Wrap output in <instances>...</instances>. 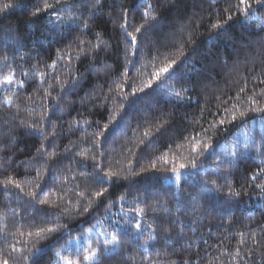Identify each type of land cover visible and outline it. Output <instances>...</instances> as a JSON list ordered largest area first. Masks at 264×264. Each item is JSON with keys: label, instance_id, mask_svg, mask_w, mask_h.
Returning a JSON list of instances; mask_svg holds the SVG:
<instances>
[{"label": "trees", "instance_id": "16d2710c", "mask_svg": "<svg viewBox=\"0 0 264 264\" xmlns=\"http://www.w3.org/2000/svg\"><path fill=\"white\" fill-rule=\"evenodd\" d=\"M249 3L0 0V264H264Z\"/></svg>", "mask_w": 264, "mask_h": 264}, {"label": "snow or ice", "instance_id": "6c2138e0", "mask_svg": "<svg viewBox=\"0 0 264 264\" xmlns=\"http://www.w3.org/2000/svg\"><path fill=\"white\" fill-rule=\"evenodd\" d=\"M97 2H99V0H97ZM240 3L243 4V5H245V7L243 8V11L245 13H247L248 10H249V8L251 7V4L249 3V0H240ZM255 3L257 5L264 4V0H255ZM5 7H9V5H5ZM149 7H151V5H149ZM237 7L239 8V5H237ZM228 19L230 20L231 19V16H229ZM85 27H87V25H85ZM213 27H218V26L217 25H213ZM129 35H131V34L129 33ZM135 41H136V37L135 36H132V42L135 43ZM174 65H175V61H173L172 63H169L167 66H165L164 68H162L160 70V72H157L155 74L156 75V79L157 80L160 79L161 73H164V74L169 73V71L171 69H173ZM6 102H9L10 103L11 102V98H8V100ZM221 123H223V121H221ZM233 155H235V153H233ZM184 167H185V165L184 164H181L179 169L173 168L172 171L174 173H176L177 175H179L180 169H183ZM16 186L19 187V185H16ZM97 195H100V193H97ZM236 195H239V193H236ZM137 227H139V225H137ZM41 231H44V229H41ZM49 231H51V230H49ZM105 243H107V242H105ZM83 259L84 260H87V261H90V262L96 261L98 259V251L95 250V249L90 250L88 252V254L83 257ZM3 264H8L7 260H5L3 262ZM65 264H80V262L79 261L73 262L71 260H66L65 261Z\"/></svg>", "mask_w": 264, "mask_h": 264}, {"label": "rangeland", "instance_id": "374dc122", "mask_svg": "<svg viewBox=\"0 0 264 264\" xmlns=\"http://www.w3.org/2000/svg\"><path fill=\"white\" fill-rule=\"evenodd\" d=\"M137 236H140V234H136ZM85 240H86V242H87V244H92V242H93V237H92V235L91 234H89V235H87L85 238H84ZM148 245V243H146L145 244V247ZM99 248H100V243L99 244H97L96 246H95V250H99Z\"/></svg>", "mask_w": 264, "mask_h": 264}]
</instances>
